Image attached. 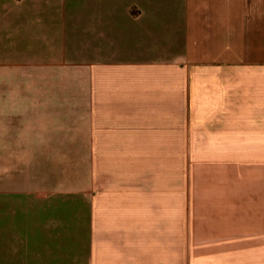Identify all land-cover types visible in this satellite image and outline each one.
Masks as SVG:
<instances>
[{"label": "rangeland", "instance_id": "obj_1", "mask_svg": "<svg viewBox=\"0 0 264 264\" xmlns=\"http://www.w3.org/2000/svg\"><path fill=\"white\" fill-rule=\"evenodd\" d=\"M185 17L184 0H0V102L77 101L62 92L83 83L81 66L184 55ZM255 69L245 160L214 158L236 144L183 143L182 264H264V63ZM94 146L0 143V246L36 251L0 264H88L93 195L80 188L90 168L93 189Z\"/></svg>", "mask_w": 264, "mask_h": 264}, {"label": "crops", "instance_id": "obj_2", "mask_svg": "<svg viewBox=\"0 0 264 264\" xmlns=\"http://www.w3.org/2000/svg\"><path fill=\"white\" fill-rule=\"evenodd\" d=\"M184 15V55L81 66L84 84L62 92L77 101L0 102V143L95 144L93 189L90 168L80 188L93 195L88 264H182L183 143L236 144L214 158H246L264 0H184ZM6 249L0 256L36 253Z\"/></svg>", "mask_w": 264, "mask_h": 264}]
</instances>
